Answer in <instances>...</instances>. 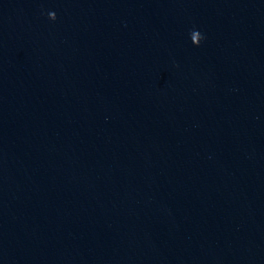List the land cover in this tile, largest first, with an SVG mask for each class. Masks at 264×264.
<instances>
[{
  "label": "clouds",
  "instance_id": "9594fccd",
  "mask_svg": "<svg viewBox=\"0 0 264 264\" xmlns=\"http://www.w3.org/2000/svg\"><path fill=\"white\" fill-rule=\"evenodd\" d=\"M196 32H198V31H196Z\"/></svg>",
  "mask_w": 264,
  "mask_h": 264
}]
</instances>
